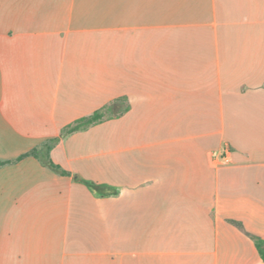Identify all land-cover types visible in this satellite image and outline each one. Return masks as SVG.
Returning <instances> with one entry per match:
<instances>
[{
	"label": "crops",
	"instance_id": "crops-1",
	"mask_svg": "<svg viewBox=\"0 0 264 264\" xmlns=\"http://www.w3.org/2000/svg\"><path fill=\"white\" fill-rule=\"evenodd\" d=\"M0 160V264H264V0H0Z\"/></svg>",
	"mask_w": 264,
	"mask_h": 264
},
{
	"label": "trees",
	"instance_id": "trees-1",
	"mask_svg": "<svg viewBox=\"0 0 264 264\" xmlns=\"http://www.w3.org/2000/svg\"><path fill=\"white\" fill-rule=\"evenodd\" d=\"M104 113L102 110H97L95 111L93 114L89 115V116H86V117H83V118H80L78 120H76L74 123L68 125L67 127H65L64 131H63V134H68V133H71V132H74V131H77V130H81V129H85L87 128L88 126H90L91 124L99 121L102 119ZM56 140L55 139H52L49 141V143H45L43 144V147L42 149H38V148H33L31 149L30 151L20 155L17 159H20L24 156H28V155H33V156H39L40 153H45V156H44V159H43V163L47 166H49L50 168L54 169L55 171L61 173V174H68L67 171L61 169V167L57 164H55L50 158H49V155H48V151L50 149V144L52 141ZM6 163V161H1L0 160V165ZM94 187H97L96 185H94ZM256 246H257V249L259 251V254L264 262V240L262 239H259V238H256Z\"/></svg>",
	"mask_w": 264,
	"mask_h": 264
},
{
	"label": "built area",
	"instance_id": "built-area-1",
	"mask_svg": "<svg viewBox=\"0 0 264 264\" xmlns=\"http://www.w3.org/2000/svg\"><path fill=\"white\" fill-rule=\"evenodd\" d=\"M215 160H218V162H228L229 161V154H228V150H224L223 153L219 154V155H215Z\"/></svg>",
	"mask_w": 264,
	"mask_h": 264
}]
</instances>
